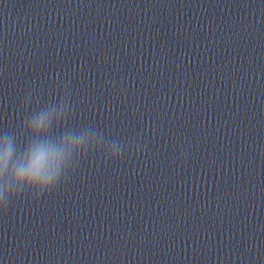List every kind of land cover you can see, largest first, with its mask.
<instances>
[{"label":"clouds","instance_id":"9594fccd","mask_svg":"<svg viewBox=\"0 0 264 264\" xmlns=\"http://www.w3.org/2000/svg\"><path fill=\"white\" fill-rule=\"evenodd\" d=\"M22 109L19 128L0 132V211L25 195L39 201L52 194L90 154L107 163L126 150L124 143L91 125L69 127L74 109L67 92L53 94L42 107L38 102L32 107L29 95Z\"/></svg>","mask_w":264,"mask_h":264}]
</instances>
